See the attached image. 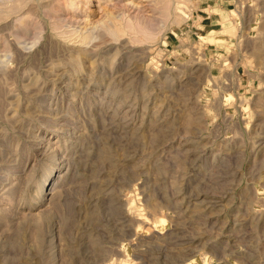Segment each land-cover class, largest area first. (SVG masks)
<instances>
[{
	"label": "rangeland",
	"instance_id": "rangeland-1",
	"mask_svg": "<svg viewBox=\"0 0 264 264\" xmlns=\"http://www.w3.org/2000/svg\"><path fill=\"white\" fill-rule=\"evenodd\" d=\"M154 3L0 0V264H264V0Z\"/></svg>",
	"mask_w": 264,
	"mask_h": 264
},
{
	"label": "bare ground",
	"instance_id": "bare-ground-1",
	"mask_svg": "<svg viewBox=\"0 0 264 264\" xmlns=\"http://www.w3.org/2000/svg\"><path fill=\"white\" fill-rule=\"evenodd\" d=\"M8 1V0H7ZM177 1H179V0H161V2L163 3V8L166 10V14H168L169 12H170V10L172 9V7L176 4V2ZM122 2V3H121ZM140 3V5H137V6H135V5H132V3L130 4V3H123V1H121V0H106V3H107V5H108V7L109 6H111L112 8L111 9H115V10H117V11H115V10H107L106 12H107V14H105L106 16L103 18V17H101L100 19L101 20H99L98 22L97 21H95L96 22V24H95V22H94V24H93V27L94 26H96V28L97 29H101V30H103L101 33L103 34V32L105 31V33H107L108 35L110 34L112 37L111 38H113V37H115V38H119V36L120 35H122L123 33H127V32H130V33H132V34H137V33H145L147 36H149V37H153V33H151L149 30V25H148V18H146V20L144 19H140V16H143V17H145L144 15V13H145V11H147V10H151L152 11V9L153 10H155L154 9V7H155V3H154V0H140L139 1ZM3 5V4H2ZM13 5V4H12ZM56 7V6H55ZM54 7V8H55ZM114 7V8H113ZM157 7V6H156ZM45 8V7H44ZM51 8H53V7H51ZM51 8H49V9H51ZM110 8V7H109ZM128 8H133L134 9V12H135V14L133 15L132 14V12H128L127 10H128ZM162 8V7H161ZM162 8V9H163ZM57 9V8H56ZM15 10V9H14ZM59 10V9H58ZM161 10V9H160ZM159 10V11H160ZM50 11H52V9L50 10ZM54 12H55V10H54ZM118 13V14H115V13ZM128 12V13H127ZM155 12H156V10H155ZM56 13H58V12H56ZM56 13H55V15H53V16H51L52 18L54 17V16H56ZM139 14V15H138ZM20 15V14H19ZM1 16V15H0ZM21 16H23L22 18H20L19 16L18 17H16V19L14 20L13 19V21H15V22H13V23H15V25H17L16 27L18 28V30L16 31V34L18 35V37H21L22 38V36L23 35H26V33H27V31H28V29H29V27H31L30 29L32 30V26H30L31 25V20H28L27 19V15L25 16L24 14L23 15H21ZM57 17V16H56ZM58 17H59V15H58ZM23 18H26V19H23ZM28 18H29V16H28ZM55 18V17H54ZM73 18V17H72ZM103 18V19H102ZM152 18H154V17H152ZM57 19V18H56ZM55 19V20H56ZM59 19H60V17H59ZM79 19V18H78ZM33 20V19H32ZM73 20V19H72ZM76 20V19H75ZM2 21V20H1ZM77 21V20H76ZM83 21V20H82ZM90 21V20H89ZM35 21L33 20V23H34ZM55 22V21H54ZM150 22V21H149ZM32 23V24H33ZM78 23H80L79 21H78ZM11 24V23H10ZM34 26V25H33ZM37 27V26H36ZM88 27V26H87ZM92 27V28H93ZM11 28V27H10ZM14 29H15V27H13ZM92 28H91V30H92ZM96 28H94V30H96ZM14 29H13V31H14ZM29 29V30H30ZM35 29V28H34ZM152 29V28H151ZM85 30H87V29H85ZM78 32H79V30H78ZM98 31H96L95 32V34L93 33V31L91 32V31H89V30H87L86 32L84 31V33H81V35H80V33H79V40H80V42H79V40L76 38V40H78V43H86V42H88L89 43V41L91 40V39H94L93 37H95V36H97L96 34H98L97 33ZM153 32V31H152ZM12 33H15V32H12ZM75 32H73V34H74ZM76 33H77V31H76ZM99 33H100V30H99ZM16 34H14V35H16ZM28 34V33H27ZM106 34V35H107ZM3 35V34H2ZM109 35V36H110ZM78 36V35H77ZM143 36V35H142ZM98 37H99V35H98ZM2 38V37H1ZM25 38V37H24ZM133 38V37H132ZM145 38V37H144ZM134 39H135V37H134ZM139 39V38H138ZM3 40V39H2ZM1 40V41H2ZM11 40V39H10ZM136 40H137V38H136ZM4 41V40H3ZM91 42V41H90ZM21 43H23V42H21ZM82 43L79 45V46H81L82 45ZM9 44V43H8ZM20 44V43H19ZM87 44V43H86ZM2 45H5L4 43H1L0 42V51L1 52H3V50H6V49H3V47L4 46H2ZM83 46H85V45H83ZM6 47V46H5ZM86 47V46H85ZM90 47V46H89ZM82 48V47H81ZM81 48H79L80 50H81ZM85 49V48H84ZM89 49V48H88ZM95 49V48H94ZM82 50H83V48H82ZM0 52V53H1ZM5 52V51H4ZM80 52V51H79ZM82 52V51H81ZM93 52V51H92ZM6 53V52H5ZM84 54V53H83ZM79 55H81V54H79ZM87 55V54H86ZM76 56V55H75ZM0 58H2V57H0ZM4 58V57H3ZM78 59H80L79 57H78ZM76 60V59H75ZM4 64V63H3ZM1 68V67H0ZM4 70V69H3ZM145 217V216H144ZM140 220V219H139ZM145 224V223H144Z\"/></svg>",
	"mask_w": 264,
	"mask_h": 264
},
{
	"label": "crops",
	"instance_id": "crops-1",
	"mask_svg": "<svg viewBox=\"0 0 264 264\" xmlns=\"http://www.w3.org/2000/svg\"><path fill=\"white\" fill-rule=\"evenodd\" d=\"M199 3L198 11L202 13V20L199 28L207 30V33L216 31L220 25L221 13L225 11L229 0H196Z\"/></svg>",
	"mask_w": 264,
	"mask_h": 264
}]
</instances>
